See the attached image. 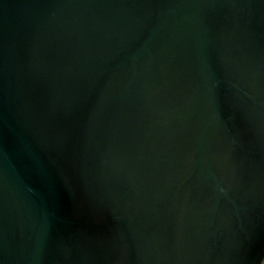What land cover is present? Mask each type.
Returning <instances> with one entry per match:
<instances>
[{
    "label": "water",
    "instance_id": "1",
    "mask_svg": "<svg viewBox=\"0 0 264 264\" xmlns=\"http://www.w3.org/2000/svg\"><path fill=\"white\" fill-rule=\"evenodd\" d=\"M264 0H0V264H261Z\"/></svg>",
    "mask_w": 264,
    "mask_h": 264
},
{
    "label": "rangeland",
    "instance_id": "2",
    "mask_svg": "<svg viewBox=\"0 0 264 264\" xmlns=\"http://www.w3.org/2000/svg\"><path fill=\"white\" fill-rule=\"evenodd\" d=\"M261 264H264V259H263V261H262V263Z\"/></svg>",
    "mask_w": 264,
    "mask_h": 264
}]
</instances>
